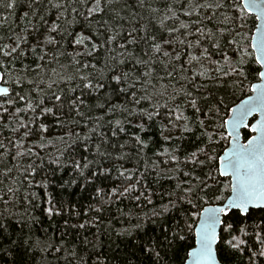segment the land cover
Segmentation results:
<instances>
[{
  "label": "snow or ice",
  "instance_id": "6c2138e0",
  "mask_svg": "<svg viewBox=\"0 0 264 264\" xmlns=\"http://www.w3.org/2000/svg\"><path fill=\"white\" fill-rule=\"evenodd\" d=\"M233 258L264 264V0H0V264Z\"/></svg>",
  "mask_w": 264,
  "mask_h": 264
},
{
  "label": "trees",
  "instance_id": "16d2710c",
  "mask_svg": "<svg viewBox=\"0 0 264 264\" xmlns=\"http://www.w3.org/2000/svg\"><path fill=\"white\" fill-rule=\"evenodd\" d=\"M22 11H23V9L18 10L17 13H16V16L11 17V19L17 20L18 24H22L23 22L19 21V19H18L19 16L21 15ZM255 23L256 22L254 21V18L253 17H249L248 21H247V29L253 32L254 27H255ZM257 67L258 66L255 65L254 63L249 64V66L247 68V71L249 72V75H248V79L245 81L246 87H245L243 92H237L236 98H235L236 99V103L240 99L244 98L246 95L250 94V89L247 87V85H249L250 83H253L254 81H256L255 79H253V76H252L251 72H252V70L256 69ZM228 102H229V104H231V99ZM54 131H56V130H54ZM249 134H251V133H249ZM223 144H224V142H221V146H223ZM148 155L151 157V155H152L151 152H149ZM155 159H156L155 157H152V160H155ZM161 168H163V165H161ZM152 175L154 176L155 174L153 173ZM161 183L164 185V187H168V183H167V179L166 178H162L161 179ZM154 187H155V185H154ZM77 191H81V190L77 189ZM156 191L160 192L161 189L156 188ZM90 192H91V190H89L88 192H82L81 194L83 196L87 197V196H90ZM86 203H87V201H85V204ZM154 203H156V204L159 203V197L154 199ZM133 204H134V202H131V201L126 199V200H124V202L122 204L111 205L112 214L115 215L117 207L122 208L125 211H127L129 208L133 207ZM145 210H147V209H145ZM116 226L119 227L120 224L117 223ZM92 231H95V228H92ZM117 243H119L118 240H117ZM189 243H191V241H189ZM37 259H39V257H37ZM232 264H235V258H233Z\"/></svg>",
  "mask_w": 264,
  "mask_h": 264
},
{
  "label": "water",
  "instance_id": "95a60500",
  "mask_svg": "<svg viewBox=\"0 0 264 264\" xmlns=\"http://www.w3.org/2000/svg\"><path fill=\"white\" fill-rule=\"evenodd\" d=\"M255 31V27H254V30H253V32ZM257 81H254L253 83H256ZM250 94H252L251 92H250ZM250 94H248V95H250ZM243 99V98H242ZM237 103H239V101L237 102ZM249 119H251V117L249 118Z\"/></svg>",
  "mask_w": 264,
  "mask_h": 264
}]
</instances>
